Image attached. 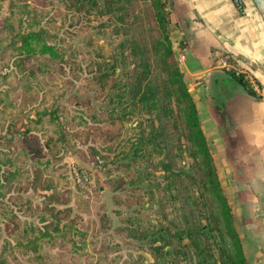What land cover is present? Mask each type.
<instances>
[{"label":"rangeland","instance_id":"374dc122","mask_svg":"<svg viewBox=\"0 0 264 264\" xmlns=\"http://www.w3.org/2000/svg\"><path fill=\"white\" fill-rule=\"evenodd\" d=\"M121 3L0 0V264H231L152 2ZM31 31L59 58L22 52ZM143 62L156 110L125 97Z\"/></svg>","mask_w":264,"mask_h":264},{"label":"crops","instance_id":"0c3cea01","mask_svg":"<svg viewBox=\"0 0 264 264\" xmlns=\"http://www.w3.org/2000/svg\"><path fill=\"white\" fill-rule=\"evenodd\" d=\"M170 40L248 264H264V20L252 0H167ZM184 57V58H183ZM242 75L259 99L231 75Z\"/></svg>","mask_w":264,"mask_h":264},{"label":"trees","instance_id":"16d2710c","mask_svg":"<svg viewBox=\"0 0 264 264\" xmlns=\"http://www.w3.org/2000/svg\"><path fill=\"white\" fill-rule=\"evenodd\" d=\"M85 1H89L92 5V8L95 7L102 15L115 14L114 7L116 3H118V6L123 5L121 3V1L123 0H105L104 7L101 6L102 4L99 5L97 0ZM150 1L152 2V7L154 9L155 21L157 23V26L159 27L158 32L160 33L162 38L158 40L154 47L156 51V57L159 60L163 59L164 61V67H162L161 64H159V67L163 69L164 74L167 78L166 85L174 92L179 105L182 106L186 118L185 120L187 129L190 133L191 143L197 151L196 154L200 159L201 169H203L204 171L206 185L212 186L211 197L216 207L213 210L217 214L218 226L220 227L221 233L220 239L222 242V249L225 246H229V249L231 250V264H248L244 256L240 238L234 227V219L231 213V209L221 188L215 170L214 161L200 125L196 105L191 94L188 91L187 85L185 83V76L181 72L178 61L174 54L169 30L171 24L169 17V3L167 0ZM122 16H125V14L122 13ZM121 20L123 21L124 17H122ZM43 35L44 32L39 31H31L29 33L20 35V50L31 56L42 54L48 55L52 58H59V53L57 52V50L44 42ZM136 46L138 47V49H140V45L138 46L136 44ZM141 67L139 68V70H132V73H129L130 77L128 79L130 81L124 87L126 88V100L127 102H130L132 104L133 102H138L144 105V107L146 108L156 110L155 106L158 105L159 100L150 82V65L147 62H143L141 64ZM230 75L246 89L249 96L259 99L257 93L254 91L250 83L245 80L244 76H237L234 72H230ZM179 233L180 235H175L178 238L177 245H174L175 248L182 247V242L187 237L191 241L193 247L199 250V247H201L199 242L200 240H202V236H194L191 230L189 231L188 229H186L185 231L181 230ZM194 256L197 258V264H200V258L206 259V257L200 250L197 251Z\"/></svg>","mask_w":264,"mask_h":264},{"label":"built area","instance_id":"2783aa9c","mask_svg":"<svg viewBox=\"0 0 264 264\" xmlns=\"http://www.w3.org/2000/svg\"><path fill=\"white\" fill-rule=\"evenodd\" d=\"M231 3L234 5V7L237 9V11L240 14L242 15L246 14L245 0H231Z\"/></svg>","mask_w":264,"mask_h":264},{"label":"water","instance_id":"95a60500","mask_svg":"<svg viewBox=\"0 0 264 264\" xmlns=\"http://www.w3.org/2000/svg\"><path fill=\"white\" fill-rule=\"evenodd\" d=\"M252 3L254 4L261 18L264 20V0H252Z\"/></svg>","mask_w":264,"mask_h":264}]
</instances>
